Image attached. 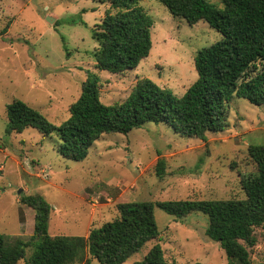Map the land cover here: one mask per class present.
<instances>
[{"label":"rangeland","instance_id":"rangeland-1","mask_svg":"<svg viewBox=\"0 0 264 264\" xmlns=\"http://www.w3.org/2000/svg\"><path fill=\"white\" fill-rule=\"evenodd\" d=\"M222 9V0H206ZM153 21L147 58L123 74L94 69L95 24L110 10L91 0H0V235L29 239L34 212L20 202L41 196L51 207L50 236L87 237L117 217L116 206L171 200H240V180L256 168L247 147L264 144V107L232 96L228 127L206 141L179 137L165 124L146 123L127 134L102 135L86 159L72 161L56 149L54 137L35 129L6 133V106L17 99L59 126L69 117L86 75L99 78V100L121 103L141 78L180 98L196 80L195 53L221 39L204 22L189 25L172 17L157 0H138ZM50 18L51 21H47ZM159 158L165 174L156 176ZM158 237L123 264L141 260L159 245L173 264H227L224 250L207 238V216L176 219L154 207ZM252 263L264 262V227L255 229ZM31 251H26L29 258ZM90 259V264H99ZM24 264V260L18 262ZM83 264V263H78Z\"/></svg>","mask_w":264,"mask_h":264},{"label":"trees","instance_id":"trees-1","mask_svg":"<svg viewBox=\"0 0 264 264\" xmlns=\"http://www.w3.org/2000/svg\"><path fill=\"white\" fill-rule=\"evenodd\" d=\"M108 4L95 24L92 38L94 69L123 74L147 58L151 49L153 21L138 0H91ZM169 14L189 25L206 23L221 39L202 48L193 57L196 80L180 98L174 97L147 78L138 79L121 103L104 105L99 100V78L86 75L79 97L69 108V117L59 126L20 100L6 106V133L35 129L54 137L56 149L65 158L80 162L102 136L127 134L146 123L165 124L179 137L206 141L208 133L228 127L232 96L264 107V0H222L218 10L206 0H157ZM255 172L240 180V200H171L131 202L116 206L117 217L87 237L50 236L51 207L39 195L23 196L20 202L34 212L33 233L27 240L0 235V264H123L147 241L158 237L154 207L182 219L192 213L207 216L205 235L224 250L227 264L252 263L249 249L257 239L255 229L264 227V144L247 147ZM156 176L165 174V160L159 158ZM26 251H31L26 258ZM131 264H173L165 261L159 245ZM202 264V263H190Z\"/></svg>","mask_w":264,"mask_h":264},{"label":"water","instance_id":"water-1","mask_svg":"<svg viewBox=\"0 0 264 264\" xmlns=\"http://www.w3.org/2000/svg\"><path fill=\"white\" fill-rule=\"evenodd\" d=\"M47 21H51L50 18H47Z\"/></svg>","mask_w":264,"mask_h":264}]
</instances>
